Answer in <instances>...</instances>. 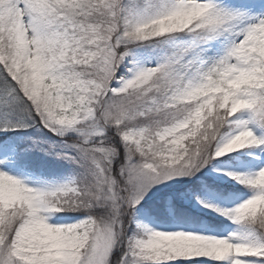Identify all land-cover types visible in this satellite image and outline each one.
<instances>
[{"label":"snow or ice","instance_id":"6c2138e0","mask_svg":"<svg viewBox=\"0 0 264 264\" xmlns=\"http://www.w3.org/2000/svg\"><path fill=\"white\" fill-rule=\"evenodd\" d=\"M0 264H264V0H0Z\"/></svg>","mask_w":264,"mask_h":264}]
</instances>
